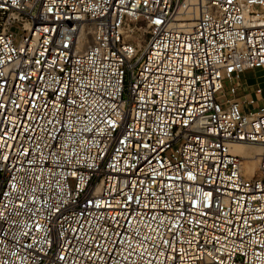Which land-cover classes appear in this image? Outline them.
I'll list each match as a JSON object with an SVG mask.
<instances>
[{
	"label": "built area",
	"instance_id": "1",
	"mask_svg": "<svg viewBox=\"0 0 264 264\" xmlns=\"http://www.w3.org/2000/svg\"><path fill=\"white\" fill-rule=\"evenodd\" d=\"M256 67L264 0H0V264H264Z\"/></svg>",
	"mask_w": 264,
	"mask_h": 264
},
{
	"label": "rangeland",
	"instance_id": "2",
	"mask_svg": "<svg viewBox=\"0 0 264 264\" xmlns=\"http://www.w3.org/2000/svg\"><path fill=\"white\" fill-rule=\"evenodd\" d=\"M242 78L246 80L248 84L258 82L261 87L264 88V68L262 67H256L253 70L242 73Z\"/></svg>",
	"mask_w": 264,
	"mask_h": 264
},
{
	"label": "bare ground",
	"instance_id": "3",
	"mask_svg": "<svg viewBox=\"0 0 264 264\" xmlns=\"http://www.w3.org/2000/svg\"><path fill=\"white\" fill-rule=\"evenodd\" d=\"M145 38H148V35H145ZM234 149L239 152H243L242 154H259L261 150L257 147H246L242 145H234ZM250 151V153L248 152ZM255 164V160L252 159L246 162L247 168H252Z\"/></svg>",
	"mask_w": 264,
	"mask_h": 264
}]
</instances>
